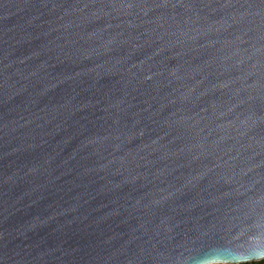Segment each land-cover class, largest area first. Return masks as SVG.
<instances>
[{
    "label": "water",
    "instance_id": "1",
    "mask_svg": "<svg viewBox=\"0 0 264 264\" xmlns=\"http://www.w3.org/2000/svg\"><path fill=\"white\" fill-rule=\"evenodd\" d=\"M264 260V0H0V264Z\"/></svg>",
    "mask_w": 264,
    "mask_h": 264
},
{
    "label": "trees",
    "instance_id": "2",
    "mask_svg": "<svg viewBox=\"0 0 264 264\" xmlns=\"http://www.w3.org/2000/svg\"><path fill=\"white\" fill-rule=\"evenodd\" d=\"M242 264H264V260L255 261V262H249V263H242Z\"/></svg>",
    "mask_w": 264,
    "mask_h": 264
}]
</instances>
